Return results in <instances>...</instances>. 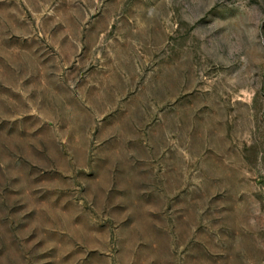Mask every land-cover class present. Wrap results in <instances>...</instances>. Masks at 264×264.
<instances>
[{"label": "rangeland", "instance_id": "374dc122", "mask_svg": "<svg viewBox=\"0 0 264 264\" xmlns=\"http://www.w3.org/2000/svg\"><path fill=\"white\" fill-rule=\"evenodd\" d=\"M0 264H264V0H0Z\"/></svg>", "mask_w": 264, "mask_h": 264}]
</instances>
